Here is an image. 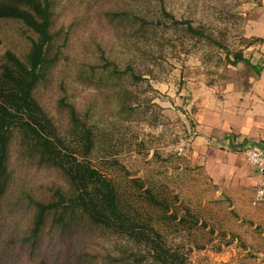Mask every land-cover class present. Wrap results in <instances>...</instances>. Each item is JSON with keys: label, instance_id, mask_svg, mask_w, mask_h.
<instances>
[{"label": "rangeland", "instance_id": "rangeland-1", "mask_svg": "<svg viewBox=\"0 0 264 264\" xmlns=\"http://www.w3.org/2000/svg\"><path fill=\"white\" fill-rule=\"evenodd\" d=\"M126 10L148 27L130 29ZM52 33V62L35 97L66 152L114 182L122 211L150 238L137 242L80 214L68 228L48 216L31 240L33 201L72 189L16 130L0 201V264H264V175L245 147L229 151L225 139L200 132L214 102L264 73V0H53ZM29 35L1 21L0 57L25 60ZM236 54L249 62L234 65ZM128 66L139 81L124 76ZM77 127L92 129L88 154ZM147 241L173 258H157Z\"/></svg>", "mask_w": 264, "mask_h": 264}, {"label": "trees", "instance_id": "trees-1", "mask_svg": "<svg viewBox=\"0 0 264 264\" xmlns=\"http://www.w3.org/2000/svg\"><path fill=\"white\" fill-rule=\"evenodd\" d=\"M165 17H171L166 11ZM118 17V15H116ZM174 20V19H173ZM16 21L31 33L28 40L30 48L26 59L8 51L0 57V201L6 195L10 174L8 168V144L13 131L18 130L33 151L46 163L60 169L69 180L72 192L60 194L58 201L48 203L34 202V225L30 239L37 240L43 233L48 216H53L55 227H72L78 215L87 216L97 226L127 235L137 242L148 240L144 228L134 225L120 207L117 187L88 162L79 160L71 152H66L57 127L37 101L34 89L42 78V72L51 64L50 49L53 44V0H0V22ZM124 22L137 31L148 27L149 21L130 10L124 11ZM174 24H180L173 21ZM187 31L204 37L201 29H194L190 23ZM249 61L242 54H236L234 65ZM259 74L260 68L253 66ZM117 68L114 67V71ZM130 73H127V71ZM137 81L138 77L131 66L124 71ZM73 124L81 125L76 111L71 108ZM78 125V126H79ZM86 124L83 126L85 127ZM79 131L85 153L88 154L93 143L91 128ZM154 255L159 259L170 260L173 255L157 242H148Z\"/></svg>", "mask_w": 264, "mask_h": 264}, {"label": "crops", "instance_id": "crops-1", "mask_svg": "<svg viewBox=\"0 0 264 264\" xmlns=\"http://www.w3.org/2000/svg\"><path fill=\"white\" fill-rule=\"evenodd\" d=\"M263 75L264 73L241 83L240 89L226 95L224 102H214L210 107L211 115L206 118V126L203 124L200 128L201 134L209 142L223 138L227 141L224 148L229 151L249 144L264 149ZM198 140L203 141L204 138L200 137ZM210 150L214 154L219 151L214 147Z\"/></svg>", "mask_w": 264, "mask_h": 264}, {"label": "built area", "instance_id": "built-area-1", "mask_svg": "<svg viewBox=\"0 0 264 264\" xmlns=\"http://www.w3.org/2000/svg\"><path fill=\"white\" fill-rule=\"evenodd\" d=\"M245 155L250 164H252L259 173L264 175V149L249 144L245 147Z\"/></svg>", "mask_w": 264, "mask_h": 264}]
</instances>
